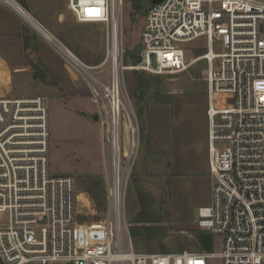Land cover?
<instances>
[{
    "label": "built area",
    "instance_id": "obj_1",
    "mask_svg": "<svg viewBox=\"0 0 264 264\" xmlns=\"http://www.w3.org/2000/svg\"><path fill=\"white\" fill-rule=\"evenodd\" d=\"M0 3L37 30L76 73L91 77L112 160L104 237L80 244L76 180L49 171L47 98L0 97V264H264V0H162L148 7L137 69L180 73L205 62L200 80L208 86L212 185L210 204L199 209L196 223L221 239L217 252L159 253L136 252L131 238L127 252L123 240L129 227L124 193L140 142L136 113L121 87L125 0H68L78 22L108 27L107 83L18 0ZM202 37L207 51L188 61L183 45Z\"/></svg>",
    "mask_w": 264,
    "mask_h": 264
},
{
    "label": "rangeland",
    "instance_id": "obj_2",
    "mask_svg": "<svg viewBox=\"0 0 264 264\" xmlns=\"http://www.w3.org/2000/svg\"><path fill=\"white\" fill-rule=\"evenodd\" d=\"M27 11L102 82L110 78L107 60L106 24L80 23L68 8V0H18ZM125 0L122 12V64L134 67L121 73L125 104L135 111L139 123L138 157L124 193L123 229L127 252L139 253L201 251L196 237L199 209L208 206L210 186L203 181L176 188L171 199L169 174L159 163L137 172L143 138L144 111L151 102H168L177 94L186 105L178 116L182 127L195 131L197 113L207 104L208 86L200 80L205 62L190 65L180 73L155 74L137 69L141 62V33L150 1ZM187 60L207 51L204 37L184 44ZM220 52V46H215ZM91 77L76 73L44 37L20 15L0 3V97L43 95L47 98L50 125L49 171L54 176H72L76 180L78 216L77 238L80 244L104 237V221L110 211L108 191L112 182L111 151L102 140L100 110L94 103ZM143 166L142 164H140ZM145 196V203L141 199ZM135 216H149L152 222H133ZM81 223V224H80ZM139 226L138 236L131 229ZM79 228L81 231H79ZM80 235V236H79ZM212 235V234H211ZM213 236L212 251L221 249V239Z\"/></svg>",
    "mask_w": 264,
    "mask_h": 264
},
{
    "label": "crops",
    "instance_id": "obj_3",
    "mask_svg": "<svg viewBox=\"0 0 264 264\" xmlns=\"http://www.w3.org/2000/svg\"><path fill=\"white\" fill-rule=\"evenodd\" d=\"M182 94L174 95L167 102H151L144 111V134L137 164L140 174L158 162L164 173L169 174L171 199L176 188L185 182L203 181L211 187L209 121L207 104L200 107L196 120L199 127L191 131L182 127L178 116L186 102ZM142 164L143 166H141ZM211 190V188H210ZM205 205H201L204 207Z\"/></svg>",
    "mask_w": 264,
    "mask_h": 264
},
{
    "label": "trees",
    "instance_id": "obj_4",
    "mask_svg": "<svg viewBox=\"0 0 264 264\" xmlns=\"http://www.w3.org/2000/svg\"><path fill=\"white\" fill-rule=\"evenodd\" d=\"M144 136H145L144 127L142 126L141 127V138H143ZM144 199H145V196H143V198L141 199L143 204L145 203ZM141 221L152 222L153 219H151L149 216H145V217L135 216V218L133 220V222H141ZM138 227L139 226L132 227L131 235L133 237H136L141 233L139 231ZM79 231H81L80 228H79ZM195 233H196V237H197L198 241L202 245V250L211 251L212 247H213V236L210 233L203 231V230H200V229H198Z\"/></svg>",
    "mask_w": 264,
    "mask_h": 264
},
{
    "label": "bare ground",
    "instance_id": "obj_5",
    "mask_svg": "<svg viewBox=\"0 0 264 264\" xmlns=\"http://www.w3.org/2000/svg\"><path fill=\"white\" fill-rule=\"evenodd\" d=\"M71 53H72V52H71ZM71 56L74 57V58H76L75 55H71ZM124 66H125V65H124ZM124 68L129 70V69H133L134 67H131V66H125Z\"/></svg>",
    "mask_w": 264,
    "mask_h": 264
},
{
    "label": "water",
    "instance_id": "obj_6",
    "mask_svg": "<svg viewBox=\"0 0 264 264\" xmlns=\"http://www.w3.org/2000/svg\"><path fill=\"white\" fill-rule=\"evenodd\" d=\"M162 0H152L151 3L156 4V3H160Z\"/></svg>",
    "mask_w": 264,
    "mask_h": 264
},
{
    "label": "flooded vegetation",
    "instance_id": "obj_7",
    "mask_svg": "<svg viewBox=\"0 0 264 264\" xmlns=\"http://www.w3.org/2000/svg\"><path fill=\"white\" fill-rule=\"evenodd\" d=\"M141 2H142L141 0H136L135 3H136V4H139V5L141 6Z\"/></svg>",
    "mask_w": 264,
    "mask_h": 264
},
{
    "label": "snow or ice",
    "instance_id": "obj_8",
    "mask_svg": "<svg viewBox=\"0 0 264 264\" xmlns=\"http://www.w3.org/2000/svg\"><path fill=\"white\" fill-rule=\"evenodd\" d=\"M197 264H199V262H197Z\"/></svg>",
    "mask_w": 264,
    "mask_h": 264
}]
</instances>
